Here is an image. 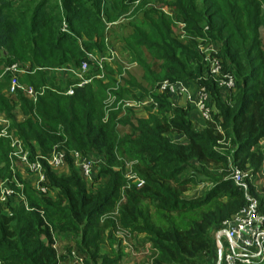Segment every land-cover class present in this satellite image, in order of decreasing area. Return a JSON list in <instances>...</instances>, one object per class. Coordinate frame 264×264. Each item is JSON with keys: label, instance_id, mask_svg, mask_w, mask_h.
<instances>
[{"label": "trees", "instance_id": "trees-1", "mask_svg": "<svg viewBox=\"0 0 264 264\" xmlns=\"http://www.w3.org/2000/svg\"><path fill=\"white\" fill-rule=\"evenodd\" d=\"M102 51L117 71L107 58L99 66L88 56ZM118 53L136 64L140 79L129 70L121 83L111 76L127 69ZM83 60L93 66L88 73L105 69L109 80L67 94L49 70ZM13 63L25 66L17 78L33 97L20 86L8 92L13 72L5 67ZM226 74L232 87L220 83ZM177 82L208 91L209 117L201 124L192 120L191 105L172 102L167 86ZM137 91L155 112L141 117L114 108ZM0 114L29 159L40 157L44 176L43 190L22 178L0 135V182L12 190L0 200V264H58L65 256L120 264L138 234L140 247L149 244L143 264H196L214 246L210 230L247 202L232 178L236 168L247 172L248 193L264 212L250 182L264 173V0H0ZM56 152L68 173L48 163ZM74 152L101 156L97 176L91 162V176L83 178ZM89 180L99 182L92 188ZM200 182L211 185L183 196ZM64 233L73 241L61 254L57 236Z\"/></svg>", "mask_w": 264, "mask_h": 264}, {"label": "built area", "instance_id": "built-area-1", "mask_svg": "<svg viewBox=\"0 0 264 264\" xmlns=\"http://www.w3.org/2000/svg\"><path fill=\"white\" fill-rule=\"evenodd\" d=\"M88 56L101 66L104 57L97 55L95 52H89ZM89 62L83 60L80 65H61L51 69V71H60L65 74H74L78 79L71 85L65 88L67 94H71L75 87L80 86L87 80ZM5 69H9L13 72L8 86V92L14 93L15 88L20 86L24 90L34 95L31 87L23 85L19 82L17 76L24 72L25 66L13 63L6 66ZM219 69L218 61H214L211 66V72L216 73ZM221 84H224L227 88L232 87V76L226 74L224 78L220 80ZM165 84H163L164 86ZM168 90L172 93L185 92L187 85L183 82H177L175 84H169ZM186 87V88H185ZM209 94L206 88L198 87V96L196 99V105L200 110L203 117H209L210 106L208 104ZM1 115V114H0ZM6 122V119H2ZM8 123L6 122L0 128V135L6 136L9 140L11 147L10 160L14 163L21 161L26 164L30 171L38 172L40 180L44 179L41 173V163L39 156L35 155L32 159H29V150L24 146L22 140L8 129ZM74 159L80 161V168L83 177L90 178L91 176V160L87 156H82L78 152H74ZM50 165H58L59 163H65L62 152L53 153L48 159ZM134 178V175H131ZM246 177L247 172L241 171L236 168L232 173L234 181L240 185L246 192L247 202L246 204L232 217L224 220L221 226L215 228L213 233L214 246L218 255L217 264H253L256 261H262L264 259V212L259 207V200L253 195L248 193V186ZM251 178V177H250ZM136 185L139 186L142 181L136 179ZM0 200L2 202L7 201L8 196L12 194L11 188L3 181L0 182ZM40 190H43L41 187ZM80 261L81 258L77 259Z\"/></svg>", "mask_w": 264, "mask_h": 264}, {"label": "rangeland", "instance_id": "rangeland-1", "mask_svg": "<svg viewBox=\"0 0 264 264\" xmlns=\"http://www.w3.org/2000/svg\"><path fill=\"white\" fill-rule=\"evenodd\" d=\"M97 55H99L98 53H96ZM119 57L121 58L120 60L122 61V63L126 66L127 69H123V71L118 75V73L116 72L114 74V72H111V76L117 78V82L121 83L122 80L121 78L124 77V73L126 70L131 71L134 76L138 79H140L141 77V73L140 72H136V64L134 62H129V59L123 58L121 56V53H118ZM99 56L104 57V59H106L105 61H107L106 63L109 64V62H111L113 68L115 71H117L116 66L114 64L113 61H111V57H110V53L108 51H102L100 53ZM103 59V60H104ZM93 66L89 65V68H91ZM103 70V72H101L100 74L96 71V68H92L91 73L89 72L86 77L87 80L84 81L85 82H92L94 87H97V79L100 80V84H103L105 82H107L109 79H107V77L104 76V70L105 69H101ZM49 72L51 73V76H54V83L57 84L60 88H62V90L67 86H69L70 81L69 80H74L76 78H78L76 75L74 74H65V73H61L60 71H51L49 70ZM109 73V72H108ZM106 74H107V70H106ZM72 80V82H73ZM82 83V84H83ZM81 84V85H82ZM71 85V84H70ZM112 87V86H111ZM186 88V87H185ZM109 91V90H108ZM107 91V93H108ZM225 92V91H224ZM106 93V95H107ZM172 102L175 105H181V106H188L191 105L190 108H192L191 116H192V120L195 121L196 123L198 122L197 119H199V117H201V113H198V111L200 112V110L198 109L197 105H196V99L198 96V87H196L194 84L188 85L186 88V91L183 92H179V93H173L172 92ZM109 103L111 102V100H106ZM114 108H119L121 112H127L128 110H132L134 112V114L136 116H141V117H145L147 116V114L149 112H155V109L151 107V101L149 99H147V97L145 95H140V93L137 91L134 96L131 99H127V98H123V100L121 102H119L118 104H116L114 106ZM198 124V123H197ZM127 125L124 126V128L126 129ZM172 138L174 140H179L181 139L180 136H178L175 133H172ZM261 144L264 145V138L261 139ZM89 160H91V162L93 163V167H94V175L96 174L97 176V171L98 168L100 166V162L101 160V156H99L96 153H89L86 155ZM103 162V161H102ZM14 166L18 167V171L22 167L26 168L28 171H30L26 164L21 162V161H17V164H14ZM52 168L54 170H56L59 173L65 172L68 173V165L65 163H59L58 165H53ZM74 168L76 170H78V172L81 174V168H80V161L77 159H74ZM33 173V171H30ZM129 172V170H128ZM38 174V172H35ZM130 173V172H129ZM188 171H186L185 173H183L182 175L187 174ZM82 175V174H81ZM132 174L130 173V175H127L129 178H132L131 176ZM106 175L101 174V179H106ZM84 178V177H83ZM91 180L87 181L89 182V186L90 187H94L99 180H95L92 182H90ZM4 182L6 183V181L4 180ZM40 176L38 178V182L36 184V187L40 190L41 186H40ZM250 182L256 187V192L258 194V196L263 197L264 198V173L263 172H259L257 174H254L251 176L250 178ZM210 183L207 182H200L197 184H191L189 189L187 190V194L191 193L192 195H200L203 194L209 187H210ZM152 213H153V217L160 223L164 224V222L161 220V212H157L152 209ZM178 221L179 224H183L184 219L179 220L176 219ZM212 233V229L210 230V234ZM144 235L143 234H138L137 236H135V238L132 241V244H130V241H128L125 245V257L122 258L120 264H143L144 259H147L148 254H149V249H148V245L147 244L145 247H140L141 245V239ZM57 245L60 248V253L64 254L66 252V246L67 244L71 243L73 241V237L68 234V233H64L62 235H58L57 236ZM133 237H131L132 239ZM147 243V242H146ZM127 253H129V256L127 255ZM66 254V253H65ZM76 261V262H75ZM218 261V255L216 252V249L214 246H212V249L210 250L209 253L207 254H200L198 256V260L196 262V264H217ZM58 264H80L79 260H75L73 257H66L65 258H61L59 259V263Z\"/></svg>", "mask_w": 264, "mask_h": 264}, {"label": "crops", "instance_id": "crops-1", "mask_svg": "<svg viewBox=\"0 0 264 264\" xmlns=\"http://www.w3.org/2000/svg\"><path fill=\"white\" fill-rule=\"evenodd\" d=\"M95 53H97V52H95ZM188 85H191V83L190 84H188ZM187 85V86H188ZM24 94L25 95H27V96H29V97H33V95H32V93H29L27 90H24ZM18 111V110H17ZM17 118H19V119H22V118H24V115L23 114H21L19 111L17 112ZM2 119H6L3 115H0V128H1V126H3L6 122H7V119H6V122H3L2 121ZM197 123H199V124H201L202 123V119H201V117H199V119H197ZM173 135V134H172ZM180 138H182L181 136H180ZM264 138V137H263ZM38 152V151H37ZM65 164V163H64ZM19 173H20V175L22 176V178H24L26 181H28L32 186H34V187H36V184H37V182H38V178H39V176H38V174L37 173H35V172H30V171H28L26 168H24V167H22V170H21V168L19 169ZM257 173H259V172H257ZM256 173V174H257ZM252 176V175H251ZM37 188V187H36ZM183 196H185V197H194V195H192L191 193H189V194H187V190L183 193ZM196 196V195H195ZM128 255H129V253H128Z\"/></svg>", "mask_w": 264, "mask_h": 264}]
</instances>
